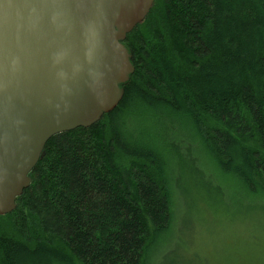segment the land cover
<instances>
[{
	"label": "trees",
	"instance_id": "16d2710c",
	"mask_svg": "<svg viewBox=\"0 0 264 264\" xmlns=\"http://www.w3.org/2000/svg\"><path fill=\"white\" fill-rule=\"evenodd\" d=\"M123 42L134 71L122 98L47 140L0 215V264H235L240 230L262 223L237 212L264 213V0H154ZM228 186L244 200L228 217L237 231L216 240L228 258L182 254L183 230L192 245L203 226L185 198ZM254 248L242 258L264 264V241Z\"/></svg>",
	"mask_w": 264,
	"mask_h": 264
},
{
	"label": "water",
	"instance_id": "95a60500",
	"mask_svg": "<svg viewBox=\"0 0 264 264\" xmlns=\"http://www.w3.org/2000/svg\"><path fill=\"white\" fill-rule=\"evenodd\" d=\"M154 0H0V215L47 140L113 109L134 71L125 36Z\"/></svg>",
	"mask_w": 264,
	"mask_h": 264
},
{
	"label": "rangeland",
	"instance_id": "374dc122",
	"mask_svg": "<svg viewBox=\"0 0 264 264\" xmlns=\"http://www.w3.org/2000/svg\"><path fill=\"white\" fill-rule=\"evenodd\" d=\"M148 125L154 128V124L152 122H149ZM133 126H137L139 128L140 126H142V121L138 120L137 123L133 124ZM178 145L181 146V143L178 142ZM186 187H188L187 184ZM194 187L196 186L192 184V186H190L191 190ZM194 198L196 201L193 200L191 196H187L185 198L186 204L184 203L183 212L185 213V216L189 219L191 225H196V224L201 225V223H203V226L197 229V233L193 238L194 244L192 245L189 243V237L192 239V234H191L192 229L183 230L180 241V244L182 245V249H181L182 254H188L191 258L196 260H203L205 255L207 254L220 258L222 256L226 260L228 256L222 254H225L227 252L224 253V249L220 250L219 246L221 245H218L219 242L218 239L222 235H224L228 237L230 240L231 236L237 231L234 230L233 222L228 221V217L234 212L235 205L244 202V200L237 199V196L234 195L233 192H231L229 186L226 187L222 191V193H217L211 196L209 195L205 196L207 200H205L204 198L198 199L195 196ZM202 200L211 202L210 209L213 213H215L213 215L211 214L212 219H214L213 218L214 216L216 220L215 219L211 220V217L209 215L206 216L203 210L204 203H202ZM252 209L253 208L249 206L248 213L245 211L237 212L238 215L237 217L242 218L251 215V217L253 216L258 217L260 219H263V221L261 224H259L255 232H250V231L243 232L242 230H240L241 231L240 246L232 247V251L229 252V255L231 257L230 259L235 264H251L252 262L258 261L257 257L254 259L242 258V257H247L248 254L251 252L253 253L255 252L256 250V248H254L255 243L264 241V235L262 234L264 233L262 232V229L264 228V213L262 211H259L256 214L251 213ZM186 217L184 224L188 226ZM241 221H245V220H241ZM225 232H228V235ZM216 240H218V242H216ZM233 240H235V238ZM259 253H261V250L258 251V254ZM258 258L264 259V255L259 256Z\"/></svg>",
	"mask_w": 264,
	"mask_h": 264
}]
</instances>
